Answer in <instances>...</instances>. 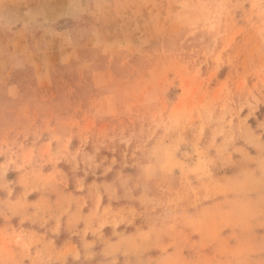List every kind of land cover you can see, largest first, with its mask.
I'll list each match as a JSON object with an SVG mask.
<instances>
[{
  "label": "rangeland",
  "instance_id": "obj_1",
  "mask_svg": "<svg viewBox=\"0 0 264 264\" xmlns=\"http://www.w3.org/2000/svg\"><path fill=\"white\" fill-rule=\"evenodd\" d=\"M0 264H264V0H0Z\"/></svg>",
  "mask_w": 264,
  "mask_h": 264
}]
</instances>
